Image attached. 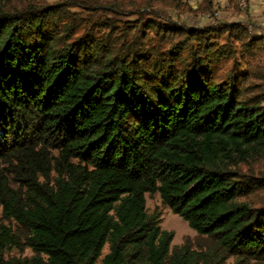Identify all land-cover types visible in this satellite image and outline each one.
I'll return each mask as SVG.
<instances>
[{"label":"trees","instance_id":"obj_1","mask_svg":"<svg viewBox=\"0 0 264 264\" xmlns=\"http://www.w3.org/2000/svg\"><path fill=\"white\" fill-rule=\"evenodd\" d=\"M70 18L0 6V264H264V73L216 70L249 36ZM154 194L194 241L172 246Z\"/></svg>","mask_w":264,"mask_h":264},{"label":"rangeland","instance_id":"obj_2","mask_svg":"<svg viewBox=\"0 0 264 264\" xmlns=\"http://www.w3.org/2000/svg\"><path fill=\"white\" fill-rule=\"evenodd\" d=\"M143 2L145 0H0V6L23 10L41 5H59L71 14L70 21H75L83 29L87 23H94L93 28L97 32L103 29L100 27L101 24L111 20L115 26L114 31L111 30L115 33L114 38L121 31L134 28L136 24L141 23L144 27L148 22L159 21L164 25L186 30H218V33L213 35L215 44L227 43L237 46L235 38L241 36L236 32L243 30L249 36L246 42L250 44L253 53L239 54L234 60L221 62L216 67L217 73L224 79L233 71V64L236 66L234 70L237 69V74L242 77L250 64L261 66L259 70L264 73V0H153L152 9L144 6ZM114 6H117V13H110L109 7ZM101 8L108 11L103 12ZM94 15L96 19L91 21ZM252 169L256 172V166ZM258 170L264 172V161L257 165ZM147 207L149 213L160 216L164 230L174 233L173 247L182 244L186 238H190L191 241L196 239V232L188 222L164 205L159 194L147 196ZM0 224L14 226V223L2 219L1 208ZM33 254L30 248L23 250L9 248L3 257L25 258Z\"/></svg>","mask_w":264,"mask_h":264},{"label":"bare ground","instance_id":"obj_3","mask_svg":"<svg viewBox=\"0 0 264 264\" xmlns=\"http://www.w3.org/2000/svg\"><path fill=\"white\" fill-rule=\"evenodd\" d=\"M243 1V0H242ZM245 6V5H244Z\"/></svg>","mask_w":264,"mask_h":264}]
</instances>
